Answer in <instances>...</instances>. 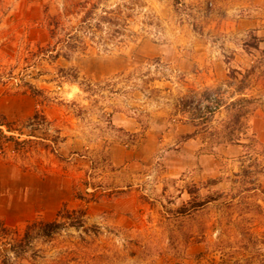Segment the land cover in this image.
Returning <instances> with one entry per match:
<instances>
[{"label":"rangeland","instance_id":"374dc122","mask_svg":"<svg viewBox=\"0 0 264 264\" xmlns=\"http://www.w3.org/2000/svg\"><path fill=\"white\" fill-rule=\"evenodd\" d=\"M17 1L0 9L18 140L0 146V264H264V0ZM232 70L257 99L241 126Z\"/></svg>","mask_w":264,"mask_h":264},{"label":"trees","instance_id":"16d2710c","mask_svg":"<svg viewBox=\"0 0 264 264\" xmlns=\"http://www.w3.org/2000/svg\"><path fill=\"white\" fill-rule=\"evenodd\" d=\"M81 6H86V5H81ZM116 33V32H115ZM68 40L65 41L64 43V48L67 50L65 53H61V51H57L56 55H54L55 57L61 56V55H65L66 57H70V52L75 50V47H77V45H75L73 43L72 38H75L74 35L68 34ZM77 39V38H75ZM72 41V43H71ZM57 50V48H56ZM236 71L232 70L230 72L229 75V81L228 84L231 86L233 84H236V87L234 88V92L233 94H237L239 95V97L236 100L230 101L229 103L226 104V106H228L231 110H233V114H232V123L236 126L238 125H242V120L247 117L248 115L252 114L255 110V108L257 107L256 103H257V99L255 97L252 96H248L246 91L249 89V78L251 75V72H247L245 74H242V77L239 79L238 76L235 74ZM239 73V72H237ZM234 80H238L236 83ZM30 88H32V90L35 93H38L39 91L34 88L32 85H29ZM218 91H221V88L218 89ZM206 100L212 102L213 101L210 99ZM224 105V103L222 104V101H216V105H214V109L215 110H219L221 108V106ZM186 105H183V107L185 108ZM212 105L210 104H206L205 107L206 109H211ZM213 113H215V111H212ZM202 118V119H201ZM206 118L204 117H200L198 121H194L196 122L198 125L203 126V131L202 132H209V137L211 136H216L218 133H213L209 131V129H207V123L208 120H205ZM195 120V119H194ZM195 124V125H197ZM7 129L8 131H11V129H9L8 125H7ZM228 138V143H233V142H240V135L235 134L234 132L230 131L227 135ZM207 138L204 136V139ZM212 138V137H211ZM9 142V141H15V143H18L17 138L15 137V135H7L5 134L4 130L2 128H0V146L2 145V142ZM66 218H70V213L67 212ZM42 225L41 226V231L40 234L43 236H47L50 237L52 236L54 233H56L61 227H62V223H59L57 221H52V222H47V223H33L32 226H36V225ZM29 228L30 226H28L27 229V235H29Z\"/></svg>","mask_w":264,"mask_h":264},{"label":"crops","instance_id":"0c3cea01","mask_svg":"<svg viewBox=\"0 0 264 264\" xmlns=\"http://www.w3.org/2000/svg\"><path fill=\"white\" fill-rule=\"evenodd\" d=\"M21 5H20V3L17 1L16 2V0H0V9L1 8H5V9H8V10H10L11 9V7H13L14 8V10H16V9H18V7H20ZM25 6H30V5H23V7H25ZM31 6H33V5H31ZM41 6H44L45 7V5H39V7H41ZM14 10H11L12 12L14 11ZM12 12H10L9 14H8V16H10L11 14H12ZM8 16H6L5 18H3L1 21H2V23H1V25L0 26H6L7 24H11V23H13V20H11V18H9ZM8 26V25H7ZM241 74V73H240ZM192 123V122H191ZM1 209V208H0ZM0 221L1 222H3V220L2 219H0ZM29 225V224H28Z\"/></svg>","mask_w":264,"mask_h":264}]
</instances>
